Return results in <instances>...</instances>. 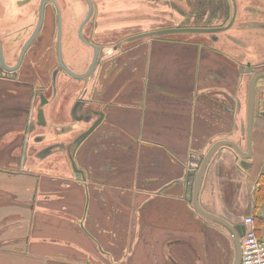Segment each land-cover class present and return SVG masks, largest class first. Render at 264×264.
<instances>
[{"label": "crops", "instance_id": "0c3cea01", "mask_svg": "<svg viewBox=\"0 0 264 264\" xmlns=\"http://www.w3.org/2000/svg\"><path fill=\"white\" fill-rule=\"evenodd\" d=\"M104 2L84 27L87 38L113 49L93 78L78 83L61 73L54 96L49 69L57 61L35 68L46 46L31 54L18 78L0 77V264H233L234 237L196 210L188 171L191 155L219 140L247 151L248 62H264V9L242 0L250 12L237 11L229 37L184 34L125 47L123 21L113 16L135 13L126 18L144 31L170 28L182 20L176 4L189 13L203 2ZM119 43L123 49L115 51ZM63 53L70 68L83 72L93 52L75 35L65 37ZM82 95L89 101L83 110L97 111L87 119L79 110L72 116ZM250 162L241 168L233 149H220L200 198L206 210L235 224L252 215L264 238V114L254 119ZM113 208L123 213L114 249L99 229L113 230Z\"/></svg>", "mask_w": 264, "mask_h": 264}, {"label": "water", "instance_id": "95a60500", "mask_svg": "<svg viewBox=\"0 0 264 264\" xmlns=\"http://www.w3.org/2000/svg\"><path fill=\"white\" fill-rule=\"evenodd\" d=\"M88 4V11L85 16V18L82 20L80 26H76V31L74 30L75 23H73V20L70 18L68 19V22L65 24L66 30L69 28L70 23H72L70 29H68L69 33H67V37L70 38L71 36L77 35L78 30V36L79 38L87 44V46L94 52L93 60L90 64V67L87 72H75L70 68V66L67 64L66 59L64 57L63 53V16L61 7H69L71 5L63 6L58 3L57 0H41L40 7L38 9V22L34 28L33 33L29 37L28 41L26 42L21 54H20V60L19 63L13 67L9 68L7 66V63L4 60L3 51H0V54L2 52L1 56V65L3 67L4 72H0V77H6V78H18L19 73L21 72L18 70L19 66L21 65V62L24 58L25 53L29 49V47L34 43L36 40V37L40 33L43 24H44V18H45V10L46 6L49 2L53 3L57 8V24H58V59H59V66L57 67L56 71L53 74V81L50 84L52 88V93H54V96L57 95L58 90V76L62 73L65 77H69L70 79H75L77 81L85 80L87 77L93 78L99 68V66L102 63V60L107 56L109 53L105 52L106 47H103L95 42H92L89 40L85 34H84V27L91 22L92 16L94 15V2L93 0H85ZM178 1V0H177ZM256 5L254 6L255 10H258L259 8L263 9V2L264 0H255ZM196 2H203V5L199 10L192 9L189 13H184V11L178 7L176 4V11L178 16H182L181 22H177L174 24V26L167 28H158L155 30L145 31L143 34L136 36L132 38L131 40H141L143 38H164V37H172L171 35L176 32H183L186 34H209L210 36H218V34L224 33L225 37H229L228 30L233 26V23H235V11H238L239 9H242V7H247L248 4L242 2L234 4V0H196ZM233 2V3H232ZM78 3V0H77ZM76 3L72 4L75 6ZM79 5V4H78ZM61 6V7H60ZM82 6V5H79ZM240 6V7H239ZM83 7V6H82ZM223 8V10L221 9ZM236 8V9H235ZM181 9V10H179ZM235 9V10H234ZM234 10V12H232ZM13 11L11 10V13ZM37 11L35 10L34 13ZM226 14L225 20L228 21L227 18H229L230 15V21L226 24V26H222L220 28H208V26L211 23V20L213 19H220L222 16ZM10 15V13L8 12ZM176 15V16H177ZM247 16V15H246ZM72 21V22H71ZM233 35V34H232ZM219 37V36H218ZM1 41V39H0ZM124 42V41H123ZM129 42V41H127ZM1 44V42H0ZM1 46V45H0ZM128 47V46H125ZM122 50L123 45L119 43L118 45H115L114 50ZM251 67V77L249 80L248 85V113H247V121L244 128L245 133V139L247 144V151L244 150L240 144L233 140L229 139H223L215 142L209 150L201 155L196 156L195 154L191 155L190 162H191V169L188 171V179L192 181L191 183V201L193 202L196 210L203 216L214 220L215 222L221 224L227 230L231 232V234L234 237L235 240V258L233 261V264H241L242 260V238L245 234V225L244 224H235L234 222L227 220L226 218L219 216L209 210H206L203 206L200 198L201 188L203 185V182L205 180V176L207 174V171L209 169V166L211 164V161L213 160L215 154L224 147H229L233 149L236 153V158L239 161V166L241 168L246 169L248 165H251V158L253 155V129H254V119L255 116L259 114H264V111H260L259 107L262 105L264 106V62L262 64H253L252 62H248V67ZM244 69V66H242ZM262 82L259 84V82ZM41 86V85H40ZM43 87V86H41ZM257 92H259L260 99H258ZM86 94V93H84ZM53 95V94H52ZM50 95V97H54ZM43 96V95H42ZM47 97H43V101H47ZM88 99L84 97L83 95L80 96L77 101L75 102L73 108H72V116L73 114L79 110V116H82V119H87L89 116H93V114H96L97 111L93 109H85V105L87 104ZM43 116V112H40V118ZM78 120V117L75 118ZM101 123V120H97L89 130L85 131L83 134H81L74 144L72 145L71 150H74V147L77 146V144H80L85 138H87ZM75 145V146H74ZM73 162V161H72ZM73 166L75 168V164L73 162ZM76 172H78L76 170Z\"/></svg>", "mask_w": 264, "mask_h": 264}, {"label": "flooded vegetation", "instance_id": "af4514ba", "mask_svg": "<svg viewBox=\"0 0 264 264\" xmlns=\"http://www.w3.org/2000/svg\"><path fill=\"white\" fill-rule=\"evenodd\" d=\"M97 1L101 5L108 4V2H104L105 0H97ZM58 3H59V1H58ZM234 4L236 5L235 0H234ZM98 5L99 4H97V5L94 4L95 10H94V15L92 16L93 18L96 15V9H97ZM79 8H80V6L78 4H75V6L71 5L69 7H61L62 16H63V22H62L63 23V43L65 40V37H67V30H66V26H65L66 21H67L66 18L71 17V19L73 20L76 17L78 19L77 14L79 12ZM244 9L248 10V12H250L251 6L248 5L247 7H244ZM221 10H223V8ZM234 10L232 12H234ZM10 11L11 10H8V9L6 10V12L3 10L1 11V8H0V39H1L0 49L3 51L4 60L7 63V66L9 68H13L19 63L20 54H21L26 42L28 41L29 37L33 33L34 29L29 34L28 30H25L26 28L24 27L22 30H19L16 33L10 27L14 21V19H13L14 17H12V14ZM8 12L10 13V15L8 14ZM66 13H67V16H66ZM235 14H237V11H235ZM57 15L58 14H57L56 6L53 3L49 2L47 4L46 10H45V18H44L43 27H42L40 33L38 34V36L36 37V40L34 41V43L29 47V49L25 53L24 58L21 62V65L18 68V70H20V71H22L23 69L30 68L29 60L32 61L31 54H33V53H34V55L37 54L39 51L43 50L44 46H46L47 47L45 49L46 52L43 56L40 55L38 57V59H37L38 63L36 65L37 67H35V68L37 70H42V68L43 69L47 68L48 66H50V58H54L57 62L55 63V65L54 64H53V66L51 65V67L49 69L50 75H51V81H50L51 83L53 81V74L56 71L57 67L60 65L59 59H58ZM225 16H226V14L224 13V15L222 17H225ZM113 17L115 19H117V21H123V14L120 16H113ZM50 18L52 19V21H54V19H55V22L52 23V21H50ZM93 18H92L90 24H93ZM95 24H96V20H95ZM78 26H80V25H78ZM25 35H28V36H26V38H25ZM77 36H78V30H77ZM111 37H113V36L104 37L105 38L104 41L106 39H110ZM55 38H56V40H55ZM88 39L91 40L92 42H95V43L103 46V47H106L105 45H107L106 43L102 44L100 41H94V39H92V38H88ZM44 43H47V44L44 45ZM116 45H118V44H116ZM1 54H2V52H1ZM1 54H0V72L2 73V72H4L3 71L4 65L3 66L1 65V62H2L1 61V56H2ZM93 55H94V52L92 53V57H91L92 59L90 60L89 64L87 65V67L83 71V73L88 71L90 64L93 60Z\"/></svg>", "mask_w": 264, "mask_h": 264}, {"label": "rangeland", "instance_id": "374dc122", "mask_svg": "<svg viewBox=\"0 0 264 264\" xmlns=\"http://www.w3.org/2000/svg\"><path fill=\"white\" fill-rule=\"evenodd\" d=\"M58 1L63 6L72 5L74 3L79 4V5H83L84 11L77 14L78 19L76 17L73 19V23H75V27H74V30H75L76 26L80 25V23L82 22V20L86 16V13H87V10H88L87 2L85 0H78V3H77V0H58ZM40 2H41V0H0V8H1V11L3 10L5 12H6L7 9L13 11L11 14H12V17H14L13 18L14 21L11 24L10 27L16 33L19 30H22L25 27L26 28L25 30H28V32L30 34V32L34 29V27L36 26V24L38 22L37 17H38V9L40 7ZM93 2H94L95 5L100 4L97 0H95V1L93 0ZM35 10L37 11L36 12L37 14L34 13ZM128 15L130 17H133V16H135V13H133V14L130 13V14H124L123 15V31L121 32V34L123 33V35L119 34V36L120 35L123 36V41L124 40L126 42L129 41L124 46H132V45H134L136 42H138L140 40H138V39L131 40V39L136 37V36H139V35L143 34V32H145L144 30L138 29V26H137V24H138L137 21L138 20H130V19L126 18ZM66 16H67V13H66ZM247 16H249V14ZM70 18L71 17L66 18L67 21ZM181 19H182V16H179V20H181ZM227 19H228V21L225 20V17H222L220 19H213V20H211V23L208 26V28L209 27L210 28H220L222 26H226V24L230 21V15H229V18H227ZM50 21H52L51 18H50ZM67 21H66V23H67ZM132 21H135V22H132ZM54 22H55V19H54V21H52V23H54ZM71 25H72V23H70L69 26L71 27ZM184 34H186V33L176 32V33L172 34L171 36L172 37H180V36H183ZM26 36H28V35H25V38H26ZM55 40H56V38H55ZM105 51L107 53H109V54L113 53V49H107ZM115 51H117V50H115ZM87 78H89V77H87ZM76 82L81 83L82 81H76ZM263 96H264V93H263ZM123 127H124V129H127V130H129V129H131L132 131L135 130V126L123 125ZM112 144H113V142H112ZM121 148L123 149V144L122 143H121ZM111 213L112 214H110L108 216V219H109V222L113 225V230L112 231L108 230V227L105 226V224L100 226L99 223H96V225L98 227L100 226L99 229L103 230L104 232L106 230V232H105V236H107L106 243H105L106 244V248H113L114 249L116 246L119 245V242H120V239H117L118 236H117V233H116L115 230H119L120 229L119 228V224L121 226L120 230L123 229V225H122L123 221L120 220L123 213H122L121 210L118 211L115 208H113ZM117 251H122L123 252V248H120ZM99 256L101 258H103L104 255L103 254H99Z\"/></svg>", "mask_w": 264, "mask_h": 264}, {"label": "built area", "instance_id": "2783aa9c", "mask_svg": "<svg viewBox=\"0 0 264 264\" xmlns=\"http://www.w3.org/2000/svg\"><path fill=\"white\" fill-rule=\"evenodd\" d=\"M244 225L246 230L242 238L241 264H264V238L257 234L255 218L246 216Z\"/></svg>", "mask_w": 264, "mask_h": 264}]
</instances>
